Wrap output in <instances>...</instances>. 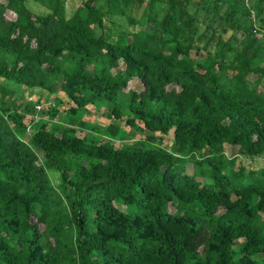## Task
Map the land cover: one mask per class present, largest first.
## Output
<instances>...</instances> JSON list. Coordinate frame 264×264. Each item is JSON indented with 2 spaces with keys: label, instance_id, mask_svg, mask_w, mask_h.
Here are the masks:
<instances>
[{
  "label": "trees",
  "instance_id": "1",
  "mask_svg": "<svg viewBox=\"0 0 264 264\" xmlns=\"http://www.w3.org/2000/svg\"><path fill=\"white\" fill-rule=\"evenodd\" d=\"M28 1L0 0V264H264V64L253 65L258 53L248 56L243 47L228 75H218L216 67L225 71L218 61L225 48L213 59L195 45L210 29L196 38L204 0H154L168 6L162 34L171 11L181 15L184 39L166 51L151 46L147 30L96 35L105 13L95 0L70 17L64 0H47L45 14L26 9ZM234 14L218 17L227 26L208 41L217 43L229 30L233 40L241 30L263 35L264 8L247 27ZM128 22H135L132 16ZM60 75L57 91L73 105L71 121L54 129L41 123L28 134L39 122L31 115L37 104L26 102L21 114L13 103L11 110L3 107V98L23 87L53 91L50 78ZM133 80L140 89L127 91L123 116L118 97ZM101 104L107 119L170 132L174 152L76 134L85 127L81 115L74 120L78 112ZM41 109L37 114L50 120L59 114L50 105ZM119 130L110 123L101 132L114 137ZM226 146L235 154L228 156ZM243 159L261 164L246 167Z\"/></svg>",
  "mask_w": 264,
  "mask_h": 264
},
{
  "label": "rangeland",
  "instance_id": "2",
  "mask_svg": "<svg viewBox=\"0 0 264 264\" xmlns=\"http://www.w3.org/2000/svg\"><path fill=\"white\" fill-rule=\"evenodd\" d=\"M3 1V0H1ZM85 0H64L65 3V16L70 17L74 10ZM235 0H218L216 1V5L214 4V0H204L200 5L198 10H202L198 13V21L195 22L196 29V38L200 36L209 26V31L207 37L202 40L201 43L195 44L201 50V52L205 55L206 52L209 53L211 58H216L215 55L217 52H220L223 48H225L222 52V56L219 57L218 61L225 66V71L221 72L215 68V72L220 76H226L232 69V61L234 55L243 49V47L248 46L247 55L251 56L254 51L258 53L257 58L253 61V65H263L264 64V33L260 35L258 32L252 31V35L249 32H245L242 35V30L235 33V38L228 39L232 35V31L229 30L225 34H221L220 40L216 43L217 40H209V36L216 29V33L218 35L220 29L222 27L227 26V22H220L218 17L225 16L226 12L232 10L235 12L233 15V19H236L238 23L242 24L243 27H247L249 25V20L254 19L257 13V10L264 8V3L259 1L255 4V0H240L236 5L234 3ZM96 6L105 13L104 17V26L101 29H96V35H106L109 37H116L119 34H126L128 32L137 31L139 33L144 34L143 30H147L150 33H153V38L151 41V46L155 49H161L166 51L167 49L176 45L177 41H182L184 38L181 34V26L182 20L179 9H174L170 13L171 22L168 24L167 31L162 34L159 28V24L161 23L163 17L168 12V6L163 2H157L154 0H143L142 4H137L138 0H95ZM216 7H215V6ZM25 8L29 11H32L37 14H45L49 13L47 0H30L24 4ZM191 13L197 12L196 7H191ZM232 8V9H231ZM207 10V11H206ZM203 11H206V16L203 15ZM8 18H14V15L11 13H6ZM133 17L135 21L132 25L129 24L128 18ZM151 21L154 23L147 24V21ZM145 26V27H143ZM153 30L151 31V29ZM258 28V24H253V29L256 31ZM255 35V37H253ZM258 40H257V39ZM206 47V49H204ZM231 47V48H229ZM204 49V50H203ZM207 54V53H206ZM194 56V54H192ZM198 56V55H197ZM199 58V56H198ZM68 64L64 63L62 65V70H66L68 68ZM114 72V71H113ZM254 78L250 76V79ZM61 79L60 76L51 77L49 81V88L53 91L34 89V88H25L23 87L22 92L21 88L18 90L12 98L10 96L4 97L3 107L9 108L11 110L10 104H14L18 106L19 113L22 114L26 109V102L36 103L37 106L32 110L31 115L36 117L39 122L34 127H31L29 132H32L36 129V127L43 123L46 125L47 129H54L56 126L61 127L67 125L68 121L72 116L69 115V110L72 109V103L68 100L66 95L59 90L58 82ZM5 82L4 79L0 78V82ZM7 82V81H6ZM8 83V82H7ZM12 86V85H10ZM8 88V86L6 87ZM4 89L0 85V91ZM140 85L138 81H131L127 88L121 93L118 97V102L121 108V112L123 116H128L126 111L127 104V91L128 90H139ZM55 90V91H54ZM6 91V90H5ZM1 94V92H0ZM9 103V105H7ZM56 107L59 110V114L57 118L50 120L47 117H42L41 114H37L40 108L46 109L47 106ZM107 105L101 104L97 109L94 107H88L86 110H81L78 112L76 117L81 115L80 120L85 123L84 130L76 132V134L81 135L82 133H92L95 136L100 135L99 140L101 141H110L112 144L116 146L121 145H130L133 142L144 141L145 144L160 147L168 152H174L173 149V141L172 135L169 132L168 134L151 132L149 130L144 129L140 125H136L133 127L125 126L122 121L118 120H110L107 119ZM40 110V111H41ZM81 113V114H80ZM83 113V114H82ZM0 114L2 112L0 111ZM75 117V116H74ZM76 122H78V118ZM73 120V121H74ZM114 124L120 128L117 136L114 137H106L101 132L103 128H105L108 124ZM78 129V128H77ZM93 129V130H91ZM96 129V130H95ZM150 138L146 140V138ZM27 140V139H25ZM235 150V149H234ZM226 154L228 156H232L235 154V151L231 150L229 147H225ZM243 163L246 167H258L261 164V160H244ZM186 172L191 173V165H187ZM52 181H56L55 177H52ZM173 211L172 208H170Z\"/></svg>",
  "mask_w": 264,
  "mask_h": 264
}]
</instances>
